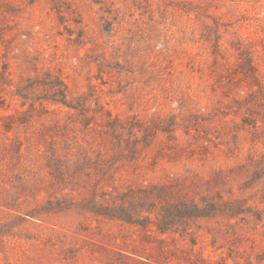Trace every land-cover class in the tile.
Wrapping results in <instances>:
<instances>
[{
	"label": "rangeland",
	"instance_id": "374dc122",
	"mask_svg": "<svg viewBox=\"0 0 264 264\" xmlns=\"http://www.w3.org/2000/svg\"><path fill=\"white\" fill-rule=\"evenodd\" d=\"M0 264H264V0H0Z\"/></svg>",
	"mask_w": 264,
	"mask_h": 264
},
{
	"label": "trees",
	"instance_id": "16d2710c",
	"mask_svg": "<svg viewBox=\"0 0 264 264\" xmlns=\"http://www.w3.org/2000/svg\"><path fill=\"white\" fill-rule=\"evenodd\" d=\"M233 204V202L223 201L220 207L217 202H208L206 205H200L196 202L170 203L164 206L158 227L164 230L172 224L183 222L185 219L206 216L215 211H226L229 216H233L239 212V208H231Z\"/></svg>",
	"mask_w": 264,
	"mask_h": 264
}]
</instances>
